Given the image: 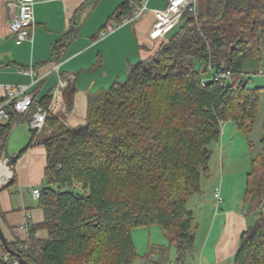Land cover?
<instances>
[{
    "label": "trees",
    "instance_id": "1",
    "mask_svg": "<svg viewBox=\"0 0 264 264\" xmlns=\"http://www.w3.org/2000/svg\"><path fill=\"white\" fill-rule=\"evenodd\" d=\"M97 1L85 0L76 13L55 46L53 66L77 36L79 12ZM200 6L184 15L181 29L161 42L155 56L89 98L83 125L68 127L54 115L47 119L51 132L41 141L47 166L39 198L45 221L29 228L22 247L8 243L26 262L134 264L132 231L154 225L175 246L180 264L194 251L190 203L203 193L211 146L221 140L226 123L251 135L264 92V87H250L244 70L247 57L264 61V0H201ZM130 12L129 2L122 4L108 23ZM222 73L230 77L216 79ZM76 91L73 84L63 91L68 111ZM52 99L53 93L35 100L21 121L29 122L38 107L48 109ZM14 121L0 124V138ZM31 132L28 147L38 139ZM243 202L256 218L241 234L233 264H264V151L252 159ZM39 229L47 231L46 239L36 237ZM0 243V250L10 254L0 264H13L15 256L1 238Z\"/></svg>",
    "mask_w": 264,
    "mask_h": 264
},
{
    "label": "crops",
    "instance_id": "2",
    "mask_svg": "<svg viewBox=\"0 0 264 264\" xmlns=\"http://www.w3.org/2000/svg\"><path fill=\"white\" fill-rule=\"evenodd\" d=\"M129 1L98 0L96 5L83 8V12H79L77 36L61 54L59 72H51L53 65L50 60L55 46L72 28V19L85 0H35L33 39L21 45L16 44L15 35L10 30V24L18 14L14 6L17 0H0V99L6 96L7 86H26L29 87L28 93L34 95L36 103H39L54 93L60 78L67 79L77 89L73 109L68 111L61 93L54 99L53 114L68 127L83 125L89 98L106 91L110 83L124 80L131 66L155 56L160 47V41L153 42L149 37L154 23L151 11L164 10L170 0H150V12L142 20L99 37L109 18ZM30 68L40 76L36 84L26 72ZM28 123V120L19 121L5 139L0 138L2 158L9 159L12 166L11 179L5 184L0 183V229L8 243L19 247L28 240L29 228L45 221L33 191L45 185L47 154L41 141L51 129L44 128L36 143L28 147L32 140ZM202 196L204 192L196 197L194 206H202ZM206 198H210L214 215L219 213L221 219L219 223L215 220L207 234L205 248L211 242L216 262L221 264L235 258L241 234L249 227L248 211H235L229 204L226 209L221 205L219 212L214 206L215 199ZM204 204L208 206V200ZM47 236V231L42 229L36 233L38 239H46Z\"/></svg>",
    "mask_w": 264,
    "mask_h": 264
},
{
    "label": "rangeland",
    "instance_id": "3",
    "mask_svg": "<svg viewBox=\"0 0 264 264\" xmlns=\"http://www.w3.org/2000/svg\"><path fill=\"white\" fill-rule=\"evenodd\" d=\"M200 3L201 0L198 2L197 9H200ZM181 26L182 24H179L174 32L179 31ZM244 70L249 74L247 78H249L250 87H264V61L258 63L251 57H247ZM205 77L210 78V75L205 74ZM112 85L113 82L107 86L106 90ZM261 100L260 116L250 136L238 130L235 124L226 123L223 127L221 140L211 146L212 158L209 165V176L203 175L201 180V190L204 192L201 200L203 201L202 206L199 204L197 207L194 206L198 196L194 197L190 203V207L195 213L196 241L194 251L187 254L185 261L181 264H217L216 253L211 242L205 248L207 234L214 226L215 220L219 223L221 219L219 213L217 216L214 215L210 198H206V196L214 198V191L217 186H222V195L227 203V206L225 202L222 204L225 205V209L228 208L229 204L235 211L243 212L247 209L243 202L246 177L252 169L254 156L264 151V146L261 143L264 137V92L261 94ZM17 121H21V119H17ZM207 200L209 205L205 206L204 203ZM214 206H216L215 200ZM246 217L249 221L248 226H252L256 218L255 215L249 213ZM132 237L137 253L134 264H180L175 246L170 243L159 225L135 228L132 231ZM233 260H226L221 264H233Z\"/></svg>",
    "mask_w": 264,
    "mask_h": 264
},
{
    "label": "built area",
    "instance_id": "4",
    "mask_svg": "<svg viewBox=\"0 0 264 264\" xmlns=\"http://www.w3.org/2000/svg\"><path fill=\"white\" fill-rule=\"evenodd\" d=\"M150 0H130L129 6L131 12L123 18L120 22L112 21L105 25L104 29L99 33V37L116 32L125 25L135 24L142 20L149 12L148 3ZM199 0H170L168 6L164 10H152L154 17L153 27L150 31L149 37L153 42H162L166 39L175 28L181 24L184 15L187 12L197 11ZM35 0H17L14 5L18 9V14L10 24V30L15 35L16 44L21 45L24 42L33 39L34 29L36 26L34 15ZM60 64L53 66L51 72H59ZM26 72L32 77L33 83L36 84L40 80V76L33 70L28 69ZM50 72V73H51ZM229 73H222L216 75V79L229 78ZM70 84L67 79L60 78L59 85L53 93L52 104L48 109L38 107L33 113L29 121L31 130L38 134L45 128L47 119L54 115V99L58 94L63 93L64 89ZM29 87L26 86H7L5 100L0 103V124H8L14 118V125L18 124L17 119H21L23 115L28 114L34 104L35 96L28 93ZM3 167L8 170L7 174L3 173ZM12 177V166L9 159H3L0 153V183H7ZM35 199L40 198L41 190L35 189L33 191ZM214 199L216 201V210L219 211L221 205L224 203L222 195V186H217L214 191ZM27 249L26 247L24 248ZM10 254L4 250H0V259L2 261H9ZM19 258L15 257L13 264H19Z\"/></svg>",
    "mask_w": 264,
    "mask_h": 264
},
{
    "label": "water",
    "instance_id": "5",
    "mask_svg": "<svg viewBox=\"0 0 264 264\" xmlns=\"http://www.w3.org/2000/svg\"><path fill=\"white\" fill-rule=\"evenodd\" d=\"M0 238H1L2 244L5 246L7 251L10 252L13 256L19 258L20 264H30V263L26 262L20 255H18L17 253H15L9 249L8 242H7L6 238L4 237V234L2 233L1 229H0Z\"/></svg>",
    "mask_w": 264,
    "mask_h": 264
},
{
    "label": "bare ground",
    "instance_id": "6",
    "mask_svg": "<svg viewBox=\"0 0 264 264\" xmlns=\"http://www.w3.org/2000/svg\"><path fill=\"white\" fill-rule=\"evenodd\" d=\"M3 173L4 174H7L8 173V170L5 167H3Z\"/></svg>",
    "mask_w": 264,
    "mask_h": 264
}]
</instances>
